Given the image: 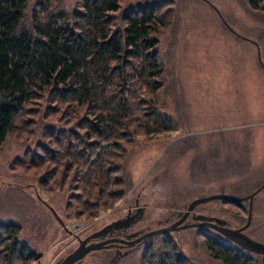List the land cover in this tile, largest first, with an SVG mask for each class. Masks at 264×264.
<instances>
[{"label": "rangeland", "instance_id": "rangeland-1", "mask_svg": "<svg viewBox=\"0 0 264 264\" xmlns=\"http://www.w3.org/2000/svg\"><path fill=\"white\" fill-rule=\"evenodd\" d=\"M49 1V12L64 8L74 21L81 0ZM41 2L27 0L23 22L31 24L32 13ZM118 3L119 9L111 15L115 26L124 25L130 9L151 6L156 14L153 34L162 73L155 79L161 84L148 95L174 117L177 130L146 136L140 119L133 121L138 129L134 140L120 144L119 149L108 147L114 155L104 164L118 170L109 174L111 184L97 185V190L105 189L101 203L88 207L84 200L96 203L97 199L85 195L81 185L89 171L88 153L95 145L76 139V147L66 148L57 146L62 141L59 137L52 136L50 141L44 135V130L50 134L51 129L68 127L86 133L76 123L83 111L46 94L28 102L0 145V232L16 229V238L30 239L38 257L13 264H55L79 245L77 235L83 238L110 223L136 198L147 205L148 224L158 227L159 220L177 210L185 211L197 197L216 193L247 196L264 183V67L258 59L259 50L264 64V10L251 8L249 0ZM134 103L133 114L143 122L147 104L142 100ZM42 143L60 154L49 156L40 148ZM117 177L118 183L114 182ZM116 189L123 193L109 195ZM80 194L83 199L77 209L76 195ZM43 201L55 209L67 230ZM194 209L196 215L220 217L239 228L249 217V200H210ZM203 227L220 233L209 225L180 228L170 234L174 250L190 264H221L205 248L209 236L197 231ZM245 229L264 242V187L252 200ZM155 239L160 241L159 235ZM161 242L149 256L144 257L146 248L142 246L111 264L163 261L169 248ZM4 254L0 252V256ZM97 259L87 256L81 264L112 262ZM254 261L259 260L255 257Z\"/></svg>", "mask_w": 264, "mask_h": 264}, {"label": "trees", "instance_id": "trees-1", "mask_svg": "<svg viewBox=\"0 0 264 264\" xmlns=\"http://www.w3.org/2000/svg\"><path fill=\"white\" fill-rule=\"evenodd\" d=\"M26 2L0 0V145L27 103L38 95L46 94L56 102L75 104L83 111L81 120L76 123L83 125L86 133L68 127L51 129L50 134L44 130V135L47 134L50 141L52 136L59 137L62 141L56 143L57 146L66 148L76 147V139L91 147L95 145L88 153L86 165L89 171L81 190L97 199L96 203L84 200V204L96 206L105 192L100 189L102 187L97 190V185L111 184L109 174L118 170L104 164L114 155L108 147L119 149L120 144L124 146L134 140L138 129L134 128L133 121L140 119L146 136L177 130L174 117L161 110L148 95L161 84L155 79L162 73L157 39L153 34L158 21L156 14L151 6L130 9L120 27L114 25L111 16L119 9L118 0H81L71 22L64 8L49 12L46 4L50 1L42 0L28 24L23 22ZM249 5L264 10V0H249ZM140 100L147 104L142 113L145 116L143 122L141 116L133 114L134 102ZM52 106L49 109L55 110ZM40 148L49 156H56V152L60 154L45 143ZM119 180L117 177L114 182ZM122 193V189H116L109 195ZM81 197V194L76 195L79 199L77 209H80ZM245 200L248 199L224 202ZM197 231L209 236L205 248L221 264H264L263 254L245 250L217 231L210 232L204 227ZM170 234H158L169 250L164 252L163 261H151L150 264H190L174 250ZM17 235L18 231L13 228L0 232V252L5 251L0 261L4 264L38 257L36 248L30 245L31 240H19ZM158 235L145 243L144 257L151 255L158 246L160 241L155 239ZM255 257L258 263L254 261Z\"/></svg>", "mask_w": 264, "mask_h": 264}, {"label": "water", "instance_id": "water-1", "mask_svg": "<svg viewBox=\"0 0 264 264\" xmlns=\"http://www.w3.org/2000/svg\"><path fill=\"white\" fill-rule=\"evenodd\" d=\"M232 31L236 33L233 29ZM258 59H259L260 64L264 67V64L262 63V60H261L259 50H258ZM263 187H264V183H262L257 189H255L252 193L248 194L247 196H238V195L227 194V193H216V194L197 197L193 199L187 205L185 211L182 212L180 218L177 219L175 222L167 226H163V227L156 228V229H151L149 230V232L144 234V236H154L157 234H165L173 230H178L180 228L188 227L189 224L187 223L183 224L182 222L185 220V218L190 213V211L193 210V208L200 203L207 202L210 200L240 201V200L248 199L249 200V217L247 219V222L239 228H232L225 219H222L216 216H207V215L199 214V215L193 216V218L195 220L201 219L202 222L199 224L206 225V226L209 225L210 227L218 230L221 234H223V236H225L226 238H228L230 241L237 244L238 246L244 248L245 250L264 255V242L252 238L245 232L246 230L245 228L249 225V221H250L251 204H252L253 197ZM44 203L50 209L55 219L62 225V227L65 230H67L65 223L59 217L55 209L47 202H44ZM119 224L120 222L117 220L110 222L109 224H106L105 226L95 231L94 233L86 236L85 238L79 239V245L73 251L68 253L62 260L58 261L56 264H78L87 253L93 250H97L102 246L101 243H98V242L88 243V240L91 237H98V236L104 235L110 229L118 227ZM196 224L198 223L191 224L190 226H193Z\"/></svg>", "mask_w": 264, "mask_h": 264}, {"label": "flooded vegetation", "instance_id": "flooded-vegetation-1", "mask_svg": "<svg viewBox=\"0 0 264 264\" xmlns=\"http://www.w3.org/2000/svg\"><path fill=\"white\" fill-rule=\"evenodd\" d=\"M146 208H147L146 204L144 203L140 204L139 198H136L133 203L131 202L128 203L124 213L117 216L111 221V222L116 220L119 221L120 224L118 225V227L110 229L104 235L98 237H91L88 240V243L98 242L101 243L102 246L97 250H93L87 253L78 264H81L87 256L88 257L90 256V259L98 258L97 260L99 261L102 260V261L110 262L111 260L112 262L109 263L111 264L114 263L116 260H119L120 258H124L129 255H132L134 252H137L142 246H144L145 243L148 242L150 238L153 237V236H144V234L149 232V230L151 229L167 226L175 222L178 218H180L182 214L181 211L177 210L171 216L164 217L162 220H159L158 227H152L148 224L149 220L146 214ZM194 208L193 210L190 211V213L187 215V217L182 223L189 224L188 227L206 226L199 224V222L196 225L190 226L191 224H195L197 220L193 218V216L196 215L195 213L196 211ZM177 216L178 218H176ZM95 231L88 233L86 236L94 233ZM174 231L177 230L170 231L169 233ZM86 236H84L83 238H85ZM83 238L77 235L78 241L79 239H83Z\"/></svg>", "mask_w": 264, "mask_h": 264}]
</instances>
